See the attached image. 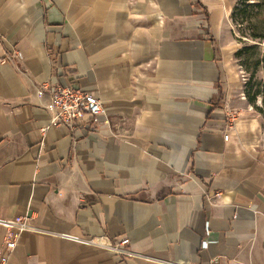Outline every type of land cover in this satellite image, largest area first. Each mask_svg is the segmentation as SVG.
I'll list each match as a JSON object with an SVG mask.
<instances>
[{"label": "crops", "instance_id": "0c3cea01", "mask_svg": "<svg viewBox=\"0 0 264 264\" xmlns=\"http://www.w3.org/2000/svg\"><path fill=\"white\" fill-rule=\"evenodd\" d=\"M227 13L0 0V218L44 230L7 264H264V117L237 108ZM70 85L101 101L96 127L50 125L46 88Z\"/></svg>", "mask_w": 264, "mask_h": 264}, {"label": "rangeland", "instance_id": "374dc122", "mask_svg": "<svg viewBox=\"0 0 264 264\" xmlns=\"http://www.w3.org/2000/svg\"><path fill=\"white\" fill-rule=\"evenodd\" d=\"M225 36L240 73L237 108L264 117V0H225Z\"/></svg>", "mask_w": 264, "mask_h": 264}, {"label": "built area", "instance_id": "2783aa9c", "mask_svg": "<svg viewBox=\"0 0 264 264\" xmlns=\"http://www.w3.org/2000/svg\"><path fill=\"white\" fill-rule=\"evenodd\" d=\"M50 94L49 101L45 104V110L50 116V125L54 127H68L91 129L97 126L100 118L106 116L101 101L93 94L84 92L79 88L70 86H47ZM43 88H38L41 94ZM234 111H229L227 118L233 122L237 118ZM227 140V135L223 137ZM236 216L232 219L235 220ZM0 227L3 228V238L0 245V264H7L11 252L15 249L18 239L23 232L35 234L44 233V230L33 226L27 217L13 219L0 218ZM60 238L78 244L91 245L93 240L78 236L61 234ZM127 240H121L117 245L111 246L114 253L123 256L132 254L124 248Z\"/></svg>", "mask_w": 264, "mask_h": 264}]
</instances>
